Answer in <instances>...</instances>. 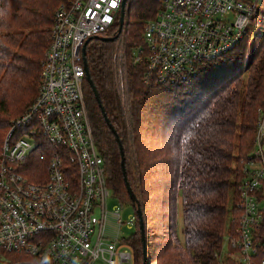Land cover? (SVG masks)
Returning <instances> with one entry per match:
<instances>
[{
	"label": "trees",
	"instance_id": "trees-1",
	"mask_svg": "<svg viewBox=\"0 0 264 264\" xmlns=\"http://www.w3.org/2000/svg\"><path fill=\"white\" fill-rule=\"evenodd\" d=\"M67 1L0 0L2 142L11 122L37 96L54 14ZM161 3L126 0L118 36L113 41L91 40L85 54L103 112L122 145L135 203L125 188L118 145L85 83L93 134L105 160L109 188L119 203L133 210L135 232L126 240L135 250L137 264H142L137 209L148 261L152 244L147 231L156 235L151 223L157 211L162 223L167 220L170 237L158 252L163 264H221L218 256L225 231L237 214L236 187L252 147L257 110L264 104V0L258 12L259 33L253 37L247 62L246 34L232 51L202 62L195 76L179 85H156L148 71L143 32ZM117 20L118 16L102 38L117 33ZM179 197L181 239L176 234ZM9 259L22 261L21 256ZM222 264L235 263L226 259Z\"/></svg>",
	"mask_w": 264,
	"mask_h": 264
},
{
	"label": "built area",
	"instance_id": "built-area-1",
	"mask_svg": "<svg viewBox=\"0 0 264 264\" xmlns=\"http://www.w3.org/2000/svg\"><path fill=\"white\" fill-rule=\"evenodd\" d=\"M260 3L162 0L143 32L155 84L184 83L199 64L232 51L252 23L260 24ZM120 4L69 0L55 11L37 96L11 122L0 148V264L134 263L132 247L119 239L116 207V229L108 233L107 202L114 195L93 134L82 62L83 46L111 29ZM242 173L237 214L218 258L264 264V104ZM134 222L133 216L129 228Z\"/></svg>",
	"mask_w": 264,
	"mask_h": 264
},
{
	"label": "rangeland",
	"instance_id": "rangeland-1",
	"mask_svg": "<svg viewBox=\"0 0 264 264\" xmlns=\"http://www.w3.org/2000/svg\"><path fill=\"white\" fill-rule=\"evenodd\" d=\"M247 32H248L247 33L248 38L245 39V41H246L245 45L247 47V49L245 51V61L246 62L249 58V52L251 51L253 37L259 33V26H258L257 22L252 23L249 26ZM245 45H242L240 47L241 50H242V48H244ZM246 76H247V74L244 76V79ZM2 139L0 141V145H1ZM180 199L181 198L179 197V199L177 200V203H176V234H177V237L179 239H181V230H182V209H181L182 207H181ZM121 201L123 203L126 202L125 199L121 200ZM114 207H116L118 209V213L120 215V219H121V223H122L120 226L119 239H122V240L128 239L135 232L134 225H132L131 228H129V226H128V222H130L131 218L134 216L133 210L129 205L119 203L115 197L108 200L107 209H108L109 214L107 217V225H108L107 228H108V233H110V234L114 233V230L116 229V226H115V223H114V220L112 217V213L114 212ZM229 208L230 207L228 206V217H227L228 224L231 220V214L229 213ZM160 217H161V215L157 211H155L152 215V218H153L152 223H151L152 227H153L152 230H154L156 232V235L147 231V234H149V241L152 244V245H150L151 257L149 256V261L147 260V262H150L151 264H163L161 259H159V258L157 259V256H159L158 252L163 249L164 246L162 247V245H164L168 241V239L170 238L168 236V232L166 230V225L168 222H167V220L163 219V223H162V220ZM224 240H225V237H224L223 241ZM126 243H128L131 246V244L129 242H127V240H126ZM132 249H133V247H132ZM222 249H223V252H225L226 243H224V242H223ZM133 252H134V263L133 264H137L134 249H133ZM153 256H155L156 259H153ZM23 259L25 261H27L26 260L27 258L23 257ZM224 260L226 261V259H224Z\"/></svg>",
	"mask_w": 264,
	"mask_h": 264
},
{
	"label": "water",
	"instance_id": "water-1",
	"mask_svg": "<svg viewBox=\"0 0 264 264\" xmlns=\"http://www.w3.org/2000/svg\"><path fill=\"white\" fill-rule=\"evenodd\" d=\"M125 2H126V0H121L119 14H118V20H117V25H118L117 33L111 38L93 37L91 40L113 41L118 36V34L121 32V29L123 26ZM87 44H88V42H86L82 48V62H83L84 72H85V81H86V84L89 86L91 93L93 94V97L95 98L100 111L103 114L105 123L107 124L110 132L114 136V139L118 145V149H119V153H120V160H121L120 166H121V171H122V175H123V179H124L125 188H126V191L128 193L130 201L135 203L136 198H135V196H134V194H133V192H132V190L128 184L127 178H126L125 166H124V153H123L122 145L120 143L118 135L116 134V131L114 130L112 125L109 123L108 119L106 118V116L103 112L102 106L99 102L98 92H97L96 88L94 87L93 82H92L90 75H89V72H88V67H87L86 58H85ZM136 216L138 219L140 239H141V244H142V264H146L147 263V257H146V249H145V246H146L145 245V231H144V225H143V220H142V215H141L140 209H137Z\"/></svg>",
	"mask_w": 264,
	"mask_h": 264
}]
</instances>
